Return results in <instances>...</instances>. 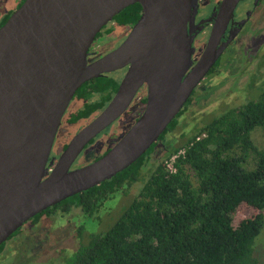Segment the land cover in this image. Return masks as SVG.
I'll return each mask as SVG.
<instances>
[{
  "label": "water",
  "instance_id": "water-1",
  "mask_svg": "<svg viewBox=\"0 0 264 264\" xmlns=\"http://www.w3.org/2000/svg\"><path fill=\"white\" fill-rule=\"evenodd\" d=\"M240 1H223L197 64L191 34L199 0L24 2L0 29V247L39 214L111 180L159 142L219 59L218 46ZM136 4L142 15L127 40L89 63L96 37ZM129 65L114 99L50 171L57 135L78 89ZM145 84L148 102L136 124L105 156L71 170Z\"/></svg>",
  "mask_w": 264,
  "mask_h": 264
},
{
  "label": "trees",
  "instance_id": "trees-1",
  "mask_svg": "<svg viewBox=\"0 0 264 264\" xmlns=\"http://www.w3.org/2000/svg\"><path fill=\"white\" fill-rule=\"evenodd\" d=\"M141 13L136 4L114 20L120 27L133 26ZM90 88L89 95L99 98L85 104L71 122L88 121L102 111L118 83L100 78ZM186 108L131 167L34 218L38 222L54 212L94 217L106 202L129 196L139 185L109 231L87 235L65 264H260L254 246L264 228V148L255 145L253 134L261 131L264 140V88L243 106L212 119L184 144L166 143ZM157 147L165 156L146 179ZM241 208L255 214L236 221Z\"/></svg>",
  "mask_w": 264,
  "mask_h": 264
},
{
  "label": "rangeland",
  "instance_id": "rangeland-1",
  "mask_svg": "<svg viewBox=\"0 0 264 264\" xmlns=\"http://www.w3.org/2000/svg\"><path fill=\"white\" fill-rule=\"evenodd\" d=\"M21 3L22 0H0V22L8 10L17 8ZM242 44H245L247 53L264 47L261 38H252L250 35L245 37ZM238 57L242 58V56ZM227 73L232 74L230 80L227 78V83L223 82L224 77L230 76L218 72L202 81L192 97L196 96L194 101L190 106L185 107V113L178 119V128L166 138V143L176 146L184 144L212 119L251 100L260 90L258 87L264 83V70L260 71L252 65H247L245 60L238 59L236 65ZM139 114L140 110L128 112L116 121L87 147L86 154L89 153V157L103 154L109 146L119 141L131 129ZM84 125L85 123L82 122L78 127ZM78 127H68L66 132V129L62 130L56 147L60 148L63 145L64 134L67 133V137H71L78 131ZM253 140L259 149L264 148L261 131L254 132ZM163 156L165 155L161 153V148L157 147L145 171L146 179L155 170L159 158ZM138 186L131 189L129 196L121 195L115 200L106 202L94 217H88L81 212L66 214L54 212L42 217L36 223L25 224L5 243L0 253V264H65L66 260L75 254L81 242L85 241L87 235H98L109 231L136 196ZM238 212L236 221L255 214L246 208H241ZM254 251L260 264H264V228L255 242Z\"/></svg>",
  "mask_w": 264,
  "mask_h": 264
},
{
  "label": "flooded vegetation",
  "instance_id": "flooded-vegetation-1",
  "mask_svg": "<svg viewBox=\"0 0 264 264\" xmlns=\"http://www.w3.org/2000/svg\"><path fill=\"white\" fill-rule=\"evenodd\" d=\"M25 1L26 0H22V3L19 4L17 8L8 10V12L2 17V20L0 22V29L7 23L9 18L24 4ZM223 1L224 0H199L198 10H197V14L195 17V22H194V25L192 28V34H191V36L194 38L193 61L195 64H197L198 61L201 59L203 53L205 52V50L208 46L210 36H211L212 30H213V27L215 24V19L217 18L216 15L219 12V9H220ZM141 15H142V13H141ZM135 25L128 26V27H126V26L120 27L117 25L115 20H113V22L109 23L101 31V33L96 37V40H95L92 48L89 51V56H88L89 63H93L95 61H98L101 58L108 55L109 53L117 50L127 40L129 35L131 34L132 30L134 29ZM189 28H190V24H189ZM109 29H112L111 33H107V30H109ZM248 35H250V37H252V38H261L262 44L264 45V0H242L238 3V5L235 8V11L233 13V16L229 20L226 32L222 36V39H221L220 44L218 46V48L223 49V51H222L219 59L215 63L214 67L208 73L207 77L210 76L211 74H214L217 72L224 74V76L225 75L228 76L229 74L227 72L231 71L232 66L236 65V61L238 59H241L242 61L245 60L247 65H249V66L252 65V67H254L256 69L258 68L260 71L264 70V47L263 46L257 48L255 52H252V51H250L248 53L245 52L246 46H245V44H242V42L245 40V37ZM116 38H117V41L115 43ZM109 40L111 41L110 43H109ZM112 44H114V45L111 47ZM238 56H242V58H240ZM129 69H130V65L125 67V68H122L120 70H117L115 72L107 73V74L103 75L102 77H100L101 79H111V80H114L116 83H118V88H117L116 92L112 94V96H111L112 99L109 101L107 106L111 103V101L114 99L117 92L119 91V88H120L123 80L125 79L126 75L128 74ZM229 76L230 77H224L223 82L227 83V78L229 80H230V78H232L231 77L232 74H230ZM100 78H98V79H100ZM95 80H97V79L91 80V81L83 84L78 89L74 98L71 101V104H70V106H69V108H68V110H67V112L63 118L60 130H59V133L57 135V138H56V141L54 144V148H53V151H52V154L50 157V162L53 161V166L51 167L50 171L57 164L58 158L66 150V148L68 147L71 140L81 130H83L87 125H89L94 119H96L101 114V112H103L107 108V106H106L98 114H96V113L93 114V117L90 120L83 121L85 123L84 126L78 127L82 122H77V123L71 122L72 117L75 116L77 114V112L85 104L91 103L95 99L99 98L98 96H95L94 94H92V96H94V97L89 95V93L92 91V89L90 87ZM263 80H264V77H263ZM258 88H260V90L262 88H264V83L261 84L260 87H258ZM195 91H194V93H195ZM194 93L192 94L191 98L187 102V104L190 102L188 106H190L192 104V102L194 101V99L196 97L195 96L194 98H192L194 96ZM148 97H149V88L145 84L139 88V90L137 91V93L133 99V102L131 103L129 108L126 110V112L120 118H122L128 112H135L136 110L137 111L140 110V114H139L140 116L137 119V121H138L142 117V115L144 114V112L146 110ZM68 127H78V131L74 135H72L71 137L68 136L69 138L67 137V135H68L67 133L64 134V137H63L64 140L62 138L64 143L60 148H57L56 144L58 142V138L60 137L62 130L66 129L65 130V132H66ZM94 141L95 140H93L91 143H93ZM119 141H117L116 143L109 146V148H107L103 154H101V155L94 154L92 157H89V153L86 154L88 152L86 149L91 144L90 143L84 149V151L81 153V155L78 157L77 161L72 166L71 170H76V169L83 168L85 166L93 164L94 162H96L97 160H99L100 158L105 156L114 146H116V144ZM160 144H161L160 147L165 148V143L160 142ZM175 157H177V156H175ZM33 220L34 219L30 220L29 222L36 223V222H33ZM18 231H20V230H18ZM18 231L16 233H18ZM16 233L14 235H16Z\"/></svg>",
  "mask_w": 264,
  "mask_h": 264
},
{
  "label": "built area",
  "instance_id": "built-area-1",
  "mask_svg": "<svg viewBox=\"0 0 264 264\" xmlns=\"http://www.w3.org/2000/svg\"><path fill=\"white\" fill-rule=\"evenodd\" d=\"M176 158H177V157H173V158L171 159V163H173L174 160H175ZM168 168H169L170 170H172V164H169V165H168Z\"/></svg>",
  "mask_w": 264,
  "mask_h": 264
}]
</instances>
